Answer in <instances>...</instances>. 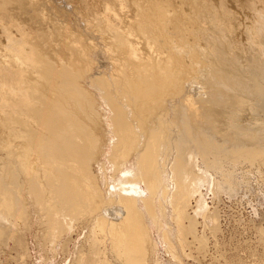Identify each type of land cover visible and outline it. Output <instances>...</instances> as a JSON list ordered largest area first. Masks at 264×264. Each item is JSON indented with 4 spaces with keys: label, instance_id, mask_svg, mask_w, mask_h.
Instances as JSON below:
<instances>
[{
    "label": "bare ground",
    "instance_id": "bare-ground-1",
    "mask_svg": "<svg viewBox=\"0 0 264 264\" xmlns=\"http://www.w3.org/2000/svg\"><path fill=\"white\" fill-rule=\"evenodd\" d=\"M218 1L223 20L206 17L212 23L203 25L208 33L200 29L205 44L194 45L205 63L199 81L181 83L169 61L181 60L179 47L156 48L149 41L160 44V29L147 20L149 49L159 55L148 57V73L138 78L116 75L113 65L112 74L101 72V110L77 92L73 98L84 99L87 122L69 100L52 101L51 110L46 102L42 112L28 115L43 131L35 151L46 165L0 164V264H193L188 257L194 260L195 251L202 262L199 256L211 248L205 231L214 238L220 229L202 188L213 198L237 193L249 182V166L264 171V0L245 5L252 21L241 29L243 53L229 37L238 28L233 12ZM3 32L5 48L17 50L18 40ZM109 75L112 91L104 82ZM66 90L74 92L70 81ZM247 114L254 121L241 124Z\"/></svg>",
    "mask_w": 264,
    "mask_h": 264
},
{
    "label": "rangeland",
    "instance_id": "rangeland-1",
    "mask_svg": "<svg viewBox=\"0 0 264 264\" xmlns=\"http://www.w3.org/2000/svg\"><path fill=\"white\" fill-rule=\"evenodd\" d=\"M204 1L0 0V164L12 167H19L23 162L46 165L44 155L35 151L36 138L43 134V131L34 118H28V115H33L34 112H42L46 102L50 103L51 110L52 101L59 104L62 100H69V108L72 105L74 110L79 111L73 112L87 122L84 111L86 107L83 111L80 109L87 106L84 99L78 98L76 102L77 98L73 96L79 92L85 95L88 101L95 102V108L101 110L104 107L101 103L103 89L101 84L98 86V76L101 72L107 76L112 74L115 68V74L122 72V76L126 71L128 80L133 79L132 77L138 78L139 74H147L148 57H157L160 53L152 51L154 48L149 47L147 34L150 35V31L145 29L147 20L154 24V27L158 24L155 29H160V44H155L157 40L153 41L154 38L149 41L156 48L174 51V45L179 47L181 60L172 56L173 59L169 61L178 70L181 83H190L191 79L192 82L199 81L205 72L202 56L195 49V46L205 44V35L200 32L208 33L205 27H210V21L214 17L223 20L218 3L220 1ZM225 4V7L233 12L234 24L238 27L229 33V37L233 34L235 50L241 49L239 52L243 53L244 47L241 46L247 45V38L246 32L241 29L245 31L252 21L250 9L245 6L248 2L225 0ZM206 17L211 18L210 21L206 20ZM164 23L166 27L161 25ZM201 25L205 27L202 28ZM163 28L169 32H163ZM5 29L18 40L17 50L5 48ZM115 29L124 37L123 43L115 37ZM210 31H213V28H209V33ZM129 41L136 47L137 55L141 58L132 54ZM237 41H240L239 44ZM181 43H184L183 46ZM176 52V56H179V51ZM100 55L110 63L107 64L108 68L101 64L100 59L105 60ZM111 65L114 66L112 71ZM66 81H70L73 93L69 94L66 90ZM112 81L111 76L104 80L111 91L116 88ZM186 83L185 85L188 84ZM249 117V114L243 115L240 123L251 124L254 117ZM7 118L14 120V124H9ZM97 122L99 125L95 127L102 131L105 125L99 120ZM101 159L104 161V156H101ZM249 168V182L247 181L246 186L245 183L239 185L237 193L221 192L218 197L213 198L209 191H205V187L202 188L206 193V202L212 209L216 208L220 229L215 236L212 234L215 239L218 238L216 241L208 230L205 231L210 241L209 253L199 256L202 262H198L195 251L194 260L188 257L189 262L225 264V260H228L229 264H264V171L258 173L254 167ZM213 242H217L216 245ZM256 255H259V258Z\"/></svg>",
    "mask_w": 264,
    "mask_h": 264
}]
</instances>
